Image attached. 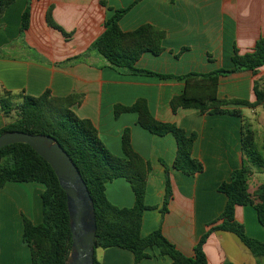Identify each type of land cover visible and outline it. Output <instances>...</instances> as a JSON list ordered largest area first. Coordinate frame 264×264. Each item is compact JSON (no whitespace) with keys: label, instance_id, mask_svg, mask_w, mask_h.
Listing matches in <instances>:
<instances>
[{"label":"crops","instance_id":"crops-1","mask_svg":"<svg viewBox=\"0 0 264 264\" xmlns=\"http://www.w3.org/2000/svg\"><path fill=\"white\" fill-rule=\"evenodd\" d=\"M134 1L15 0L0 16V51H7L0 53V94L38 97L50 91L59 98L77 96L73 112L93 122L102 142L116 156L123 155L122 135L129 128L134 150L151 166L145 203L152 208L144 212L141 235L161 229L181 253L193 257L202 236L223 221L227 195L221 188L243 164L242 126L244 111L250 108L229 105L227 109L236 111L233 114H202L193 108L173 112L170 103L183 93V80L131 75L111 68L91 45L105 31L114 10ZM27 7L29 28L21 32ZM49 11L52 21L68 36L47 24ZM144 24L165 31L164 52L144 54L138 68L177 76L231 69L235 48L240 54L251 52L264 36V0H141L119 22L125 32ZM255 82L264 86V66L257 73L244 70L221 77L218 97L253 103ZM141 98L157 121L175 124L187 135L196 134L192 157L203 164V171L191 176L174 168L177 141L171 134H152L137 123L136 113L115 116V106H131ZM257 108L260 114L253 126L259 136L261 125L264 130V106ZM7 124V117L0 113V129ZM256 174L250 181L252 192L264 183ZM167 178L172 199L163 214ZM44 189L40 183L10 182L0 191V264L31 263V251L23 243L24 219L42 223ZM106 194L117 207L135 204L131 185L123 178L108 183ZM235 219L247 234L264 243V227L253 207L237 206ZM203 251L209 264H264V259L259 262L230 232H212ZM149 253L152 258L138 263L131 252L121 248L97 249L96 257L101 264L172 262L169 257H158L155 249Z\"/></svg>","mask_w":264,"mask_h":264},{"label":"trees","instance_id":"trees-1","mask_svg":"<svg viewBox=\"0 0 264 264\" xmlns=\"http://www.w3.org/2000/svg\"><path fill=\"white\" fill-rule=\"evenodd\" d=\"M15 0H0V16ZM141 0L130 6L114 10L105 22V31L91 45V49L104 58L113 69L131 75H143L159 79H177L185 82L181 95L171 100L173 112L178 109H197L202 114L236 113L227 109L229 105L245 106L255 109L264 106V86L255 82L256 101L251 103L242 99H220L219 80L232 73L249 70L257 73L264 66V36L255 48L240 54L235 48L232 56L233 67L221 68L209 73L190 72L185 75L161 74L137 67L146 53L159 56L164 52L165 31L151 24L125 32L120 28V20ZM47 24L68 36L51 19L50 11L46 16ZM30 8L27 7L21 19V32L29 28ZM186 49H183V51ZM20 103L15 106V96L11 92L0 94V113L16 118L0 129V134L10 131L25 132L32 135L44 134L53 137L68 153L85 181L93 200L96 216L95 261L97 249L121 248L134 255L135 262L152 258L149 250H157V256L169 257L171 264H209L203 246L214 231L235 234L260 262L264 259V243L249 237L242 224L235 219L237 206H251L264 227V183L250 191V180L255 171H264V143H259L257 132L252 124L242 126L243 164L232 172L230 181L221 190L227 195V203L221 216V225L204 234L194 248V256L181 253L162 233L161 229L148 236L141 235L144 212L152 207L145 203L147 179L151 170L148 161L133 148L131 131L125 129L122 135V156L114 155L102 142L93 122L78 117L72 107L78 103L77 96L54 97L46 91L38 97L21 95ZM122 113H136L137 123L154 135L171 134L177 141V154L174 168L186 175L203 171V164L192 157L197 138L195 133L187 135L185 130L172 123L157 121L150 113L147 101L138 99L131 106H115V116ZM123 178L127 180L135 196L133 207H117L106 194L108 183ZM40 183L44 186L42 194L43 221L35 225L24 219L23 243L31 251L30 264H65L72 247L69 214L65 192L51 166L29 145L17 143L0 149V191L7 183ZM172 190L167 178L162 213L168 211ZM231 264V263H225Z\"/></svg>","mask_w":264,"mask_h":264},{"label":"water","instance_id":"water-1","mask_svg":"<svg viewBox=\"0 0 264 264\" xmlns=\"http://www.w3.org/2000/svg\"><path fill=\"white\" fill-rule=\"evenodd\" d=\"M17 143L29 145L51 166L65 192L72 235L71 252L65 264H94L95 208L80 171L68 153L49 135L19 131L0 134V149Z\"/></svg>","mask_w":264,"mask_h":264},{"label":"rangeland","instance_id":"rangeland-1","mask_svg":"<svg viewBox=\"0 0 264 264\" xmlns=\"http://www.w3.org/2000/svg\"><path fill=\"white\" fill-rule=\"evenodd\" d=\"M4 50H6V49H4ZM5 52H7V51H0V53H5ZM10 52L8 51V54H9ZM0 93H1V91H0ZM20 101H21V99L20 98H16L15 97V100H14V104H15V106H17L19 103H20ZM254 110V109H253ZM256 110V109H255ZM260 114V110H259V108H257V110H256V112L255 113H252V109H247V110H245L244 111V116H245V119H243L244 120V122L245 123H248V124H252L253 125V123H254V121H255V119H256V116L257 115H259ZM14 118H16V112L14 111L13 113H12V117H7V122L9 123L11 120H13ZM253 128H254V126H253ZM259 129H261V132H260V134H259V136H257V138H260V139H262V140H264V134H263V127H262V125H261V127L259 128ZM262 172H264L263 170H261V171H257V173L258 174H256V171H255V173H254V175L256 174V176H257V179H258V181L260 182V183H262V182H264V174H261ZM251 181V180H250ZM249 237H251L249 234H247ZM98 256H100V254H98Z\"/></svg>","mask_w":264,"mask_h":264}]
</instances>
